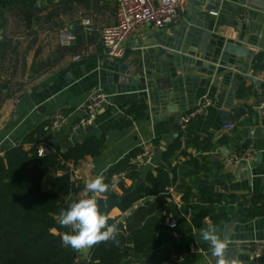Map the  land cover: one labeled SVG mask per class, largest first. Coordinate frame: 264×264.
I'll return each mask as SVG.
<instances>
[{
  "label": "crops",
  "instance_id": "obj_1",
  "mask_svg": "<svg viewBox=\"0 0 264 264\" xmlns=\"http://www.w3.org/2000/svg\"><path fill=\"white\" fill-rule=\"evenodd\" d=\"M205 1L209 3L208 0H188L185 12L176 25L163 28L143 25L126 40L124 57L111 59L102 48L101 31L116 23V0H33L32 4L23 0H0V154L6 146L18 143H24L26 150L36 144L38 148L47 147L49 152H64L63 148L66 151L80 144L76 142L78 135L84 141L91 136L105 135V147L99 156L86 157L75 165H67L72 179L83 187L77 196L65 198L68 207L90 195L85 189L86 182L101 176L109 166L139 150L129 159V163L135 166L137 176H126L121 182L123 187L135 189L144 183L149 173L155 174V168L163 163V152L182 131L183 135L179 137L187 155L171 159V164L177 166V178L168 189L170 199L164 211L163 224L172 230V237L157 250L131 255L129 264H170L169 254L174 253V248L186 249L187 254L193 256L185 264H216V257L212 256L210 246L202 239L200 232L211 223L222 239L225 222L216 225L205 219L202 227L196 228L184 210V191L189 193V202L192 203L198 202L202 190L218 193L223 198L233 195L240 201L264 194V109L259 108L264 102V89L258 91L250 81L244 80L240 87L244 86L247 92L234 98L235 108H244L245 114L236 119L232 111L229 121L222 123L215 105L218 100L225 103L235 86L222 78L224 75L214 77L203 74L208 71L207 68L214 70L215 65L208 62L195 69L192 65H187V69L182 66L181 71L171 79V89H156L157 99L166 97V104L177 105L178 110L185 113L206 97L211 101L201 114L191 119L186 128H182L174 124V114L160 119L163 115L160 107H156V103L149 107L147 94L140 91V87L126 85L121 79L114 82L112 78V73L117 71L120 64L134 60L150 41H166L168 48L192 54L194 48L185 39L190 29L199 24L200 18L203 19L200 11ZM251 10L249 26H243L240 35L246 34L244 45L254 50V54L244 63L249 65V75L264 82V70L251 68L254 56L264 52V12ZM209 12L217 15L219 9H210ZM217 18L211 16L210 20L214 23ZM83 20H89V25H84ZM60 27H67L74 34L70 46L59 44ZM74 55H79L80 60L73 61ZM239 64L242 67L243 60ZM217 66L225 68L220 63ZM221 70L239 74L232 68ZM201 78H206L202 86ZM213 82L216 87L211 85ZM98 89L106 92L108 102L97 110L90 125L92 130H74L73 122L83 115L89 94ZM140 99L146 100L147 104L143 117L132 119L129 116V126L114 127L121 118L128 116L133 104ZM56 111L67 115L68 121L51 132H45L44 126L49 116ZM226 123H232L234 127L224 130ZM38 131L41 135L33 143L34 140L30 141L29 137ZM243 146L252 147L255 161L249 166L230 163L229 158L242 150ZM143 148L152 150L148 163L138 158ZM190 155L199 161L200 170L196 173H192V166L186 164ZM204 162L208 164L207 169L203 168ZM248 168L251 169L250 173ZM58 174L44 178L43 188L46 189ZM110 190L122 195L119 185L110 187ZM231 207L237 208V204ZM129 211L122 213L114 208L108 216L124 222L132 214ZM233 221L235 223L227 241V255L236 258L239 264H264V250L244 251L233 246L236 241L264 239V211L246 223ZM170 222H175L176 226L170 228ZM89 249L77 251V264L88 261Z\"/></svg>",
  "mask_w": 264,
  "mask_h": 264
},
{
  "label": "trees",
  "instance_id": "obj_2",
  "mask_svg": "<svg viewBox=\"0 0 264 264\" xmlns=\"http://www.w3.org/2000/svg\"><path fill=\"white\" fill-rule=\"evenodd\" d=\"M23 1L32 4L33 0ZM252 68L255 71L264 70V52L254 56ZM245 92L247 89L242 86L237 96ZM146 107L143 99L135 102L128 116L121 118L114 127L129 126V116L132 119L142 118ZM40 135L39 131L33 133L29 140L37 142ZM182 135L180 131L179 136ZM179 136L163 152V163L155 168V174L149 173L144 183L135 189H127L120 183L122 195L119 196L110 190L109 179L117 172H127L129 178L136 177L135 166L129 163V159L139 150L114 164L103 178L109 185V191L97 198L101 212L109 215L114 208L122 213L133 208L134 211L124 222L109 218V224L115 223L119 228L117 242H101L90 248L89 259L84 264H129L131 255L157 250L172 237V230L163 222L170 199L168 189L177 178V166L171 164V159L187 155ZM105 142L104 134L91 136L65 152L55 150L42 155H38L36 144L27 150L24 143L4 148L0 154V264H77V251L62 243L63 234L73 230L62 227L58 220L60 213L68 209L65 198L77 196L83 187L64 169L68 164L75 165L86 157L99 156ZM204 163L203 168L207 169L208 164ZM186 164L192 166V173L200 170L198 159L191 155ZM58 172L60 174L55 175L44 189V178ZM183 197L186 215L196 228L202 227L205 219L216 225L230 220L246 223L264 211V194L240 201L233 195L223 198L218 193L202 190L196 203L189 202V193L185 191ZM151 198L153 200H149ZM140 202L143 203L136 207ZM234 203L237 208L231 207ZM172 251L185 255L184 264L193 258L186 249L174 248Z\"/></svg>",
  "mask_w": 264,
  "mask_h": 264
},
{
  "label": "water",
  "instance_id": "obj_3",
  "mask_svg": "<svg viewBox=\"0 0 264 264\" xmlns=\"http://www.w3.org/2000/svg\"><path fill=\"white\" fill-rule=\"evenodd\" d=\"M208 2L209 3L205 1L204 8L200 11V15H203V19H199V24L190 29L188 38L186 37L185 39L194 48L192 54L190 52L181 53L178 52L177 49L168 48L166 41L157 43L154 40L147 43L145 45L147 48L136 56L134 60L120 64L117 67V71L112 73L114 82L121 79L126 85L130 84L135 87H140L139 90L147 94L149 107H153L155 103L156 107H160L163 114L160 119L174 114V124L178 126H182L185 112H180L177 105L166 104V102H168V98L166 97L162 96L160 100L157 99L156 89L161 87L171 89V79L175 77L176 73L181 71L182 66L186 67L187 65H192L195 69L201 68L204 62H208L211 65H215L214 70L207 68L208 71L206 70L203 74L214 77L224 75L222 78L230 81L232 85L235 86V88H233L235 90H231L232 92L229 94L225 103L218 100L215 105L218 109L219 120L222 123L229 121L232 111L236 119H239L245 114L244 108H235L236 104L234 98L244 80L250 81L258 91L264 89V82L256 80V78L247 73L249 65L248 63L246 64V62L244 63V60L253 56L254 50L244 45L247 39L246 34L243 36L240 35L242 30H244L243 26H249L251 9L264 12V0H237L236 2L208 0ZM188 6L190 7V5ZM214 8L219 9L218 16L212 15V12L210 14V9ZM211 16L218 17L214 23L210 20ZM240 60H243L242 67L238 66L240 65ZM219 63L222 64V67L227 69L232 68L237 70L239 74L235 75L233 72L225 73L226 71L221 70L225 68H218L217 65ZM112 65H115V63ZM214 81L216 82L217 80ZM215 82L211 84L213 87H216ZM205 83L206 78H201L200 85L202 86ZM125 91L126 90H121L120 92ZM144 101L146 102V100ZM148 117L147 115L146 119H148ZM91 130L92 126H87L85 128L86 132ZM83 141L81 135L76 136L77 143H83ZM49 151L47 147H43V153H49ZM62 151L65 152V149L63 148ZM257 161L259 162L260 158ZM111 169L112 166H109L101 176L104 178ZM250 170L251 169L248 168L249 173ZM64 172H70V167L67 166ZM140 205L141 203H138L136 207ZM132 212L133 209L129 211V214ZM234 223L233 220L225 223L222 240L228 241Z\"/></svg>",
  "mask_w": 264,
  "mask_h": 264
},
{
  "label": "built area",
  "instance_id": "obj_4",
  "mask_svg": "<svg viewBox=\"0 0 264 264\" xmlns=\"http://www.w3.org/2000/svg\"><path fill=\"white\" fill-rule=\"evenodd\" d=\"M187 2L188 0H116V23L103 28L101 31V45L105 54L111 59H122L125 54L124 44L128 38L145 24H151L155 28L177 24L185 12ZM212 15H216V13L214 12ZM89 23V20H83L84 25H89ZM1 33L0 29V35ZM74 38V34L69 28L62 27L58 30V40L61 46H70ZM72 60L79 61L80 56L74 55ZM107 102L108 95L102 89L89 94L83 115L73 122V129L81 130L92 125L97 110ZM210 103V99L206 97L198 102L194 108L188 110L183 116L182 128H186L191 119L201 114ZM259 108L264 109V102L260 104ZM67 121V115L61 111H56L49 116V121L44 126V131L51 132ZM233 127L232 123H226L223 129L231 130ZM42 154L43 148L39 147L38 155ZM152 154L150 148H143L138 158L142 162L148 163L152 158ZM228 161L234 164H246L249 166L255 161V152L252 147L248 146L235 152ZM125 177V172L114 173L109 179L110 187L119 185ZM187 212L189 213L190 210L188 209ZM168 226L173 228L176 226V223L170 222ZM233 246L238 250L260 252L264 250V239L236 241L233 242ZM184 260V254H169L170 264L181 263Z\"/></svg>",
  "mask_w": 264,
  "mask_h": 264
},
{
  "label": "clouds",
  "instance_id": "obj_5",
  "mask_svg": "<svg viewBox=\"0 0 264 264\" xmlns=\"http://www.w3.org/2000/svg\"><path fill=\"white\" fill-rule=\"evenodd\" d=\"M85 189L91 195L73 202L67 210L59 215L58 223L65 228H72L71 233H64L62 243L73 250L81 251L97 246L101 242H117L119 228L115 223L109 224V216L102 213L97 197L109 191V185L102 176L86 182ZM202 239L210 246L216 264H239L236 258L227 255L228 243L217 235L211 223L201 229Z\"/></svg>",
  "mask_w": 264,
  "mask_h": 264
}]
</instances>
